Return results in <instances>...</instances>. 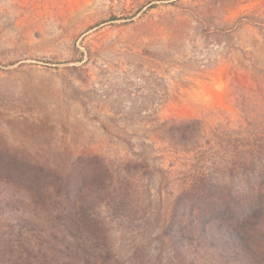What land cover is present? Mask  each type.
Here are the masks:
<instances>
[{"label": "rangeland", "instance_id": "rangeland-1", "mask_svg": "<svg viewBox=\"0 0 264 264\" xmlns=\"http://www.w3.org/2000/svg\"><path fill=\"white\" fill-rule=\"evenodd\" d=\"M0 264H264V0H0Z\"/></svg>", "mask_w": 264, "mask_h": 264}, {"label": "trees", "instance_id": "trees-1", "mask_svg": "<svg viewBox=\"0 0 264 264\" xmlns=\"http://www.w3.org/2000/svg\"><path fill=\"white\" fill-rule=\"evenodd\" d=\"M112 17H113V19H116V16L115 15H113ZM5 193H7V195H8V198L7 199H11V197H12L13 194H11L9 190L7 192H5ZM83 199H84L83 197L82 198H75V203L78 202L79 204H82L83 203ZM20 218H21V216H19V219Z\"/></svg>", "mask_w": 264, "mask_h": 264}]
</instances>
